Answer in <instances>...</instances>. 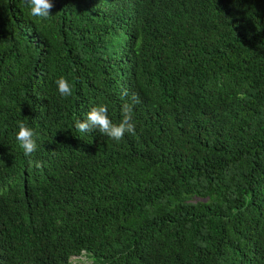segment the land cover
Returning a JSON list of instances; mask_svg holds the SVG:
<instances>
[{
  "label": "trees",
  "instance_id": "16d2710c",
  "mask_svg": "<svg viewBox=\"0 0 264 264\" xmlns=\"http://www.w3.org/2000/svg\"><path fill=\"white\" fill-rule=\"evenodd\" d=\"M50 2L0 0V264H264V0Z\"/></svg>",
  "mask_w": 264,
  "mask_h": 264
},
{
  "label": "clouds",
  "instance_id": "9594fccd",
  "mask_svg": "<svg viewBox=\"0 0 264 264\" xmlns=\"http://www.w3.org/2000/svg\"><path fill=\"white\" fill-rule=\"evenodd\" d=\"M21 4H26L29 8V14L34 18L47 19L51 16V9L54 7L50 0H21ZM58 85V90L61 95L67 97L72 94V87L68 80L64 77L59 78L56 81ZM127 93H125L126 95ZM136 103H139L138 98L133 95L131 102L124 103L122 105V119L117 123L113 121L108 116V108L106 105L93 106L86 113L84 119H77L75 121V128L80 133H91L98 131L102 135L109 137L112 140L120 141L123 139L125 133L135 134V125L133 121V108ZM34 131L28 127L23 121L18 122V132L16 133V140L20 148L23 150L25 156L30 157L31 154L36 150L37 144L34 139ZM29 163H34L31 159ZM37 168L41 167L39 162H35ZM10 181V180H9ZM9 181L7 183H9ZM7 183L3 184L0 189V198L7 197V193L11 196L10 191L7 189ZM12 196L4 204L3 210L0 212V223L5 225L11 220L20 226L22 224L21 217L23 214L30 215L32 212V206H28L25 209L16 212L17 206L12 207V214H8V209L11 206ZM3 225V224H2ZM77 258L80 261L83 256H74L72 258Z\"/></svg>",
  "mask_w": 264,
  "mask_h": 264
},
{
  "label": "rangeland",
  "instance_id": "374dc122",
  "mask_svg": "<svg viewBox=\"0 0 264 264\" xmlns=\"http://www.w3.org/2000/svg\"><path fill=\"white\" fill-rule=\"evenodd\" d=\"M84 259V258H83ZM77 258H75V259H73V261H75V264L77 263ZM79 264H88V262L87 261H85L84 263H79ZM89 264H90V262H89Z\"/></svg>",
  "mask_w": 264,
  "mask_h": 264
}]
</instances>
